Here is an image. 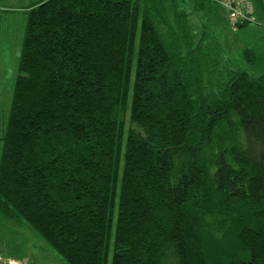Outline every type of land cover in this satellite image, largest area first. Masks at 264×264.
Segmentation results:
<instances>
[{"label":"trees","instance_id":"16d2710c","mask_svg":"<svg viewBox=\"0 0 264 264\" xmlns=\"http://www.w3.org/2000/svg\"><path fill=\"white\" fill-rule=\"evenodd\" d=\"M208 3L26 10L1 137L6 221L66 264H264V70L196 36Z\"/></svg>","mask_w":264,"mask_h":264},{"label":"rangeland","instance_id":"374dc122","mask_svg":"<svg viewBox=\"0 0 264 264\" xmlns=\"http://www.w3.org/2000/svg\"><path fill=\"white\" fill-rule=\"evenodd\" d=\"M37 1L14 0L11 7L15 12L6 11V8L0 6V153L3 147L1 137L7 128L18 76L26 10ZM252 2L256 11V24L232 26L226 9L214 3H208L204 10L191 13L189 21L196 36L204 28L208 29L213 36L214 45L219 47L224 63L228 62L253 74L256 70H264V3L260 0ZM189 11L192 12L190 9ZM9 12L10 15H7ZM247 51L255 54L251 59L253 64L246 57ZM10 257L19 259L24 264H66L29 224L15 225L0 215V258L8 261Z\"/></svg>","mask_w":264,"mask_h":264},{"label":"built area","instance_id":"2783aa9c","mask_svg":"<svg viewBox=\"0 0 264 264\" xmlns=\"http://www.w3.org/2000/svg\"><path fill=\"white\" fill-rule=\"evenodd\" d=\"M216 5H220L228 12L232 26H244L257 23L255 6L252 0H207ZM3 264H18L15 261H4Z\"/></svg>","mask_w":264,"mask_h":264},{"label":"crops","instance_id":"0c3cea01","mask_svg":"<svg viewBox=\"0 0 264 264\" xmlns=\"http://www.w3.org/2000/svg\"><path fill=\"white\" fill-rule=\"evenodd\" d=\"M12 1H14V0H0V6H2L3 8H6V11H9L10 10V12H15V9H12L13 7H11L12 5H11V3H12ZM40 0H38L37 2H39ZM36 2V3H37ZM35 3H33L32 5H34ZM32 5H29L27 8H30ZM10 12L9 13H7V15H10ZM0 19H1V13H0ZM6 19L7 18H5V21H6ZM20 225H24V223H21ZM12 258V259H11ZM26 258V257H25ZM9 260H13V261H15L16 263H18V264H24V263H22L19 259H14V257H10L9 258ZM19 260V261H18Z\"/></svg>","mask_w":264,"mask_h":264}]
</instances>
